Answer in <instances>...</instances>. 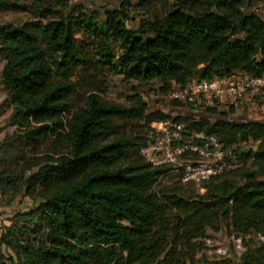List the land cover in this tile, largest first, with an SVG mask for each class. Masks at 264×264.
<instances>
[{
  "label": "trees",
  "instance_id": "obj_1",
  "mask_svg": "<svg viewBox=\"0 0 264 264\" xmlns=\"http://www.w3.org/2000/svg\"><path fill=\"white\" fill-rule=\"evenodd\" d=\"M115 1L101 13L70 0H0V10L32 15L0 23V82L16 126L0 144V194L6 205L28 200L0 226V264H264V119L238 120L234 105L171 102L210 120L107 96L113 76L167 92L195 78L263 75L264 0ZM130 7L145 14L136 29ZM167 119L254 147L198 183L200 193L142 156L151 124ZM224 228L243 250L202 252Z\"/></svg>",
  "mask_w": 264,
  "mask_h": 264
},
{
  "label": "built area",
  "instance_id": "obj_2",
  "mask_svg": "<svg viewBox=\"0 0 264 264\" xmlns=\"http://www.w3.org/2000/svg\"><path fill=\"white\" fill-rule=\"evenodd\" d=\"M263 92L264 74H240L212 80L192 79L185 86H178L172 98L183 103L197 102L202 108L234 105L238 109L241 102ZM151 128L152 139L141 150L142 155L153 165L172 166L183 183L198 184L240 166V149L247 150L249 146H227L213 133L187 130L184 123L172 119L153 122Z\"/></svg>",
  "mask_w": 264,
  "mask_h": 264
},
{
  "label": "rangeland",
  "instance_id": "obj_3",
  "mask_svg": "<svg viewBox=\"0 0 264 264\" xmlns=\"http://www.w3.org/2000/svg\"><path fill=\"white\" fill-rule=\"evenodd\" d=\"M73 3H78L86 6L87 8H93L103 13L108 9H115L121 7V4L115 0H70ZM129 17L131 19L126 20V24L129 28L136 29L139 26V19L145 14L140 13L137 9L129 8ZM247 13H251V9H246ZM32 15L25 10H15L5 6L0 10V23H11L12 25L18 24L23 20L30 19ZM3 68V61L0 58V74ZM178 87L173 86L167 92H163L161 86L158 83L137 85L135 82L125 83L122 82L119 76H113L107 86V96L116 102L123 103L124 105L137 104L138 102H145L150 111L160 110L163 112L175 115V110L172 107V93L177 90ZM264 93L262 95H256L248 100L246 105L243 102L240 103L239 109L241 115L246 116L248 119L260 120L264 119ZM245 102V101H244ZM228 107H221L219 110H225ZM13 107L9 105L7 101L6 92L0 82V144L6 137L11 136L16 126L11 121V114ZM237 115V114H236ZM253 146V144H249ZM143 156V155H142ZM144 157V156H143ZM183 183V182H182ZM196 186V190L200 193L204 192L203 189H199L198 184L189 182ZM196 184V185H195ZM10 201V198H5L0 194V226L2 224H8L12 213L18 208H23L28 204V200L25 199L19 201L16 199L10 205H6ZM207 240H202L203 246L202 252H206L210 256H225L233 257L234 250L239 254L243 247L240 244V240L236 239L233 234H229L224 228L221 232L212 233ZM232 252V253H231Z\"/></svg>",
  "mask_w": 264,
  "mask_h": 264
},
{
  "label": "water",
  "instance_id": "obj_4",
  "mask_svg": "<svg viewBox=\"0 0 264 264\" xmlns=\"http://www.w3.org/2000/svg\"><path fill=\"white\" fill-rule=\"evenodd\" d=\"M175 113H176V115H183V116H189V117H199V118L200 117H205V118H208L210 120L218 118L217 116L212 115V114H207V113H204V112H191V111H188L186 109H176ZM240 113H241V110L238 108L236 110V114H237V119L238 120H242V121H246V122H255L254 120L248 119L246 116H243ZM254 149H256V148H254Z\"/></svg>",
  "mask_w": 264,
  "mask_h": 264
}]
</instances>
